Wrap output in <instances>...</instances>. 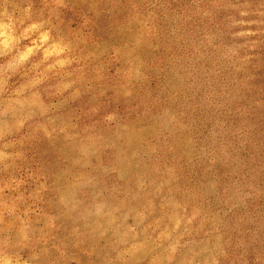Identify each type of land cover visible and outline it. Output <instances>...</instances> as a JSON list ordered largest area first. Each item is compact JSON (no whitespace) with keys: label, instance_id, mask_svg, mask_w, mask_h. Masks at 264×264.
<instances>
[{"label":"clouds","instance_id":"obj_1","mask_svg":"<svg viewBox=\"0 0 264 264\" xmlns=\"http://www.w3.org/2000/svg\"><path fill=\"white\" fill-rule=\"evenodd\" d=\"M0 264H264V0H0Z\"/></svg>","mask_w":264,"mask_h":264}]
</instances>
